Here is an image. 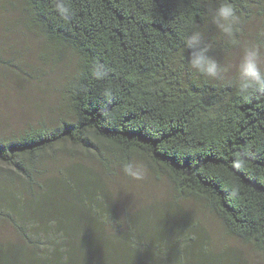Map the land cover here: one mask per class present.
Wrapping results in <instances>:
<instances>
[{
    "label": "trees",
    "instance_id": "trees-1",
    "mask_svg": "<svg viewBox=\"0 0 264 264\" xmlns=\"http://www.w3.org/2000/svg\"><path fill=\"white\" fill-rule=\"evenodd\" d=\"M218 2L2 0L5 76L32 77L23 31L44 59L71 50L76 62L67 110L0 136V264H248L185 197L264 263V92L183 66L184 37L196 24L207 40ZM230 2L240 18L264 14V0ZM135 161L169 183V205L133 214L111 193Z\"/></svg>",
    "mask_w": 264,
    "mask_h": 264
},
{
    "label": "rangeland",
    "instance_id": "rangeland-1",
    "mask_svg": "<svg viewBox=\"0 0 264 264\" xmlns=\"http://www.w3.org/2000/svg\"><path fill=\"white\" fill-rule=\"evenodd\" d=\"M2 0H0L1 5ZM2 11L0 10V14ZM8 19L7 14L0 18V34L2 24ZM207 33V42L212 44L209 54L221 67V75L217 80L237 78V66L243 55L244 47L258 45L261 60L260 68L264 71V14L253 12L250 18H241L233 39L223 37L216 27L211 24ZM19 30L12 31V38L20 37ZM26 32L24 43L15 44L25 62L34 70L32 77L18 79L5 76L0 71V136H10L16 131L35 124L40 119L52 118V111L56 106L68 105V82L73 73L76 57L71 50H64L51 56V60L41 57V47L30 32ZM209 36V37H208ZM20 39V38H19ZM1 40H3L1 38ZM9 42H0V55L8 59L7 48ZM187 54V53H186ZM58 56V58H57ZM187 64L185 57L183 66ZM188 67H190L187 64ZM29 72V70H28ZM134 167L143 169V178L134 179L117 168V175L110 186L115 198L128 206L133 214L142 208L162 207L169 205L175 196L166 180H157L146 167L145 162L135 161ZM101 171V167H100ZM185 210L193 211L196 218L205 223L216 242L222 246L232 247L239 251L248 264H264L261 256L251 245L223 236L219 223L207 211H203L201 204L192 197L183 198Z\"/></svg>",
    "mask_w": 264,
    "mask_h": 264
},
{
    "label": "clouds",
    "instance_id": "clouds-1",
    "mask_svg": "<svg viewBox=\"0 0 264 264\" xmlns=\"http://www.w3.org/2000/svg\"><path fill=\"white\" fill-rule=\"evenodd\" d=\"M58 10L64 16L69 15V9L63 4L57 5ZM212 13L211 22L219 31V33L231 40L237 31V26L241 22V18L237 10L230 0H219L218 6L209 9ZM205 34L200 30L199 26L193 24L191 30L184 37L182 42V53L185 60L195 73L211 79L219 78L221 75V67L218 62L209 54L212 44L205 40ZM261 54L258 45H248L243 49V55L237 66V86L241 94H250L252 92H264V71L260 68ZM102 65H97L94 70L96 79H101L100 70ZM106 72L104 70V76ZM103 76V78H104ZM124 172L134 178H143V169L128 164L124 167Z\"/></svg>",
    "mask_w": 264,
    "mask_h": 264
}]
</instances>
